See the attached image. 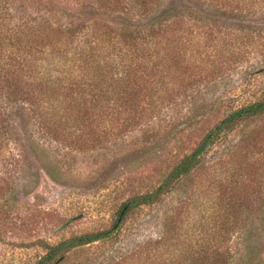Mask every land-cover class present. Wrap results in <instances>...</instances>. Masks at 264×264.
Segmentation results:
<instances>
[{
  "label": "rangeland",
  "instance_id": "obj_1",
  "mask_svg": "<svg viewBox=\"0 0 264 264\" xmlns=\"http://www.w3.org/2000/svg\"><path fill=\"white\" fill-rule=\"evenodd\" d=\"M0 1V22L24 26L21 85L65 76L76 104L0 87V264L109 230L56 264H264V113L119 219L230 112L264 100V0Z\"/></svg>",
  "mask_w": 264,
  "mask_h": 264
},
{
  "label": "trees",
  "instance_id": "obj_2",
  "mask_svg": "<svg viewBox=\"0 0 264 264\" xmlns=\"http://www.w3.org/2000/svg\"><path fill=\"white\" fill-rule=\"evenodd\" d=\"M132 2L135 3V5H137L140 9L142 8L141 0H132ZM4 24H5V20L3 22H0V87L1 89H3L4 87L7 88L6 93H8V95H6V98L9 99L10 101L12 100L10 99L11 96L16 97L23 93L26 95L25 100L31 101L33 99V102H35L36 105H38L39 102V104L40 105L42 104V106L44 107L45 105L48 104V101L46 102L47 97H51V96L59 97L57 91H59L60 96H65L66 92L64 90L68 86L67 81L64 80L66 79L65 76H62V78H60L59 75L56 76L53 75L52 73L48 74L47 72L42 74L41 77H36V79H34L33 81L36 84L38 85L40 84L43 87L42 90H38V91L35 90L33 91V89L30 88L25 89L21 85L23 81L22 79L24 73L20 71H26L25 68L30 67L32 65L31 63L32 60L26 59L20 54L21 53L20 47H18V49L13 50L14 46L16 48L15 45L16 43H14L13 41L21 42L22 40H24L23 37H20L22 33H25L24 31L21 30V28L24 26L4 25ZM124 28L125 30H123ZM124 28L121 29L122 39H120L121 40L120 43L124 42L128 47H131L133 50L138 48L139 41H137L132 34L130 35L126 31L127 30L126 27ZM38 37H40V35H38ZM35 40L36 39H33V42H36ZM134 40H136V43L134 42ZM24 48L26 49L27 47ZM7 50L10 54H7ZM127 50H131V49H127ZM79 55L81 56L85 54H83L80 51ZM77 72L78 71L74 72L75 75H70L73 80H75L76 76L78 75ZM41 78L43 80H46L47 82H44ZM65 100L67 101L69 100L71 104V108L76 105L74 104L75 99L72 98L71 95L67 94V97L65 96ZM51 107H55V105L49 104L47 109H45L47 110L45 114L42 108L41 114L48 115L49 113L48 111L51 110L50 109ZM68 109H70V107L63 108L64 111L61 109L59 110V112L63 113V115L64 114L68 115L69 114ZM263 113H264V100L251 103L249 105L243 106L241 108H237L232 112H230L213 129H211L208 132V134L203 138V140L189 155L185 156L173 168V170L168 174V176L164 180L162 186L159 187V189H157L154 192L141 194L135 198H131L127 202L122 204L119 212V219L121 220L122 218H124L125 215L134 208L150 205L154 203L157 199H159V194L161 193L162 188H165L171 183L177 182L181 177L190 174L192 170L195 169L201 163L203 155L207 153L210 147L217 140H219L226 133L232 131L242 121L254 116L261 115ZM44 120H46V118ZM111 234H112V230L98 232V233H85L82 235L72 236L68 239H65L57 243L54 246L49 247L46 255L42 257L36 264H56L58 263L59 260H62L65 257V254L67 252L106 239L110 237ZM214 253L217 254V251H214ZM244 258H242V260ZM242 264H248V263L242 262Z\"/></svg>",
  "mask_w": 264,
  "mask_h": 264
}]
</instances>
